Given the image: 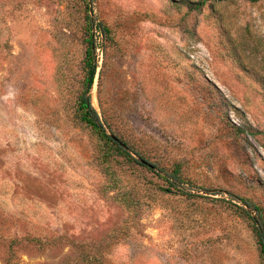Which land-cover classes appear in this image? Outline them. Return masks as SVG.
<instances>
[{
  "label": "rangeland",
  "instance_id": "obj_1",
  "mask_svg": "<svg viewBox=\"0 0 264 264\" xmlns=\"http://www.w3.org/2000/svg\"><path fill=\"white\" fill-rule=\"evenodd\" d=\"M176 1L0 0V264H264L231 204L264 209V0ZM87 14L92 104L156 172L75 115Z\"/></svg>",
  "mask_w": 264,
  "mask_h": 264
},
{
  "label": "trees",
  "instance_id": "obj_2",
  "mask_svg": "<svg viewBox=\"0 0 264 264\" xmlns=\"http://www.w3.org/2000/svg\"><path fill=\"white\" fill-rule=\"evenodd\" d=\"M176 1V0H174ZM222 0H181L176 1L179 3H185L190 10H200L202 7L209 2H220ZM252 2H257L260 0H250ZM83 2L91 6V0H83ZM86 31L88 33L87 37V46L85 51V58H84V77H83V87L81 92L78 95L76 100V107H75V115L77 119L91 128L94 134L98 137L102 144V158L101 161L105 165V171L108 174H114L111 170V161L117 157H122L125 160L130 162H135L138 165L143 166L144 168L156 172V165L151 163L145 157H143L140 153L134 152L130 149L129 145L124 142L121 138L115 139L112 135L109 134L100 119V116L92 104L90 92L92 90L96 72H97V57H96V43H95V25H94V18L90 15H86ZM96 28L100 33L106 38L109 33L110 29L107 25H105L102 21H99L96 25ZM137 155L138 158L134 157ZM156 167V168H155ZM167 178L170 187H176L174 180H181L179 175V170L175 169L170 177L163 176ZM113 187H116V184H113ZM192 195V194H190ZM235 198L241 204L231 203L239 212L240 216L249 220L253 226V230L255 232L257 243L260 249V256L264 262V209L255 204L254 202L250 201L247 198L236 196ZM127 204L128 201H126ZM131 208V205H128ZM94 264H102L99 259H95Z\"/></svg>",
  "mask_w": 264,
  "mask_h": 264
},
{
  "label": "water",
  "instance_id": "obj_3",
  "mask_svg": "<svg viewBox=\"0 0 264 264\" xmlns=\"http://www.w3.org/2000/svg\"><path fill=\"white\" fill-rule=\"evenodd\" d=\"M115 139H119V138H117L115 135H112Z\"/></svg>",
  "mask_w": 264,
  "mask_h": 264
}]
</instances>
